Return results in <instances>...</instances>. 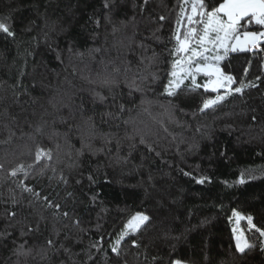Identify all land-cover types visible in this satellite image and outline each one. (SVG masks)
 <instances>
[{
	"label": "trees",
	"instance_id": "obj_1",
	"mask_svg": "<svg viewBox=\"0 0 264 264\" xmlns=\"http://www.w3.org/2000/svg\"><path fill=\"white\" fill-rule=\"evenodd\" d=\"M195 2L0 0V264H264V45L168 95Z\"/></svg>",
	"mask_w": 264,
	"mask_h": 264
},
{
	"label": "snow or ice",
	"instance_id": "obj_2",
	"mask_svg": "<svg viewBox=\"0 0 264 264\" xmlns=\"http://www.w3.org/2000/svg\"><path fill=\"white\" fill-rule=\"evenodd\" d=\"M197 6L201 9L199 15L201 17V23H203L202 33H198L195 28H190L188 32L184 35V39L181 40L180 36L177 35L176 39L179 44L177 52H190L187 58L181 57L173 65L174 70L171 75L173 77L178 76V72L175 70L177 67L180 72L184 73V78L191 77L192 84L195 87H200L196 83V74L203 72L206 76H214V80H209L204 87L207 89L209 86L215 91L218 87L222 86L225 81L230 85L233 82V77L224 76L218 67V62L222 57L220 55L209 56L205 53L210 52L212 49H224L225 52L231 51H245L249 47H257L259 42L264 40V32H254V31H244L240 32L242 26V21H246L248 24L255 23L256 25L264 26V0H224L223 3L219 4L218 7L211 11L204 10L205 6L202 0H196L192 6L193 15L197 14ZM226 17V19H223ZM188 22L191 24L193 21L192 16H188ZM0 31L7 33L9 36L13 35L9 31L8 26L4 23H0ZM195 40L199 47L189 48V42ZM231 42V43H230ZM211 45V48H209ZM199 58V59H197ZM203 61L204 63H201ZM195 64V67H193ZM182 80H170L169 86L166 87V92L168 95H174L173 87L178 88ZM247 87V85H242L234 89L236 93L242 92V89ZM225 99V96H218L215 100H208L204 104V108H208L220 101ZM39 158V154L37 156ZM15 175V172H13ZM203 183V179L198 181ZM243 181H241L242 183ZM249 223H251V217L248 218ZM148 217L137 214L132 217L128 222L127 228L132 231L139 229L140 225L147 221ZM259 231V229H258ZM126 234V233H125ZM124 235V234H122ZM264 235V232L261 233ZM119 243V241H117ZM250 247L246 242L241 244L239 238L237 240V249L241 253L245 251L246 248ZM116 251V248H113ZM174 264H181V261L177 260Z\"/></svg>",
	"mask_w": 264,
	"mask_h": 264
},
{
	"label": "rangeland",
	"instance_id": "obj_3",
	"mask_svg": "<svg viewBox=\"0 0 264 264\" xmlns=\"http://www.w3.org/2000/svg\"><path fill=\"white\" fill-rule=\"evenodd\" d=\"M224 2V0H222V2L221 3H223ZM220 3V4H221ZM192 6L193 5H191L190 7H191V9H192ZM219 6V4L218 5H216V6H214V7H212L210 10H208V11H211V10H213L214 8H216V7H218ZM192 17H193V21H194V19L195 18H198L200 21H201V17H200V15H199V12L197 11V14L196 15H193V13L191 12V14H190ZM221 16H222V18L223 19H226V17H223V15L221 14ZM190 28H195L196 30H197V32L198 33H202V30H203V23H201L200 22V25L199 26H197V27H194L193 25H189V29ZM246 31H254V32H264V26H262V27H260V28H258L257 29V31L256 30H246ZM244 31H242L241 33H243ZM263 42H259V44H258V46L257 47H249L248 49H252V48H258V47H261L262 45H264V40H262ZM189 43H193V46L191 45L190 46V48H192V47H196L197 48V50H199V47H198V45L196 44V42H195V40H192V41H190ZM231 43V42H230ZM209 48H211V45H209ZM225 51H224V49H212L210 52H207V53H205V55H209V56H215V55H220L221 57H222V59H223V56H224V53ZM190 55V52H185V54L184 55H181L180 54V56L178 57V58H175L174 59V61L172 62V68H171V71H170V75H169V81L170 80H182L183 82H185V81H189V82H191L192 83V80H191V77H188V78H184V73H182V72H180V70H179V68L177 67L175 70L178 72V76L177 77H173L172 75H171V73H172V71L174 70V68H173V65L175 64V62L178 60V59H181V57H184V58H187V56H189ZM263 57H264V52H263ZM197 59H199V58H197ZM221 60V59H220ZM219 60V61H220ZM201 63H204L203 61H201ZM219 63V62H218ZM263 63H264V58H263ZM263 66H264V64H263ZM193 67H195V64H193ZM218 67L220 68V70H221V72L224 74V76H230V75H228V73L227 72H223L222 71V69H221V67H220V64H218ZM204 73L203 72H200V73H197L196 74V83H198V82H200L201 80H199V77H198V75H203ZM215 79V77L214 76H212V77H207V79L206 78H203L202 79V82L200 83L201 85H205V84H207L208 82H209V80H214ZM232 84V83H231ZM229 85L228 84V82L227 81H225L224 83H223V85L222 86H220V87H218L217 89H216V91H215V94H212V96H210V97H208V98H206L205 100H204V103H203V106H204V104H205V102L206 101H208V100H215L218 96H225L226 95V93L229 91V90H231V89H235V88H237V87H233L232 85ZM169 86V82L165 85V90H166V87H168ZM174 88V87H173ZM209 88L210 89H212V87L211 86H209ZM232 212H231V216H232V221H233V226H232V233H233V235H234V243H235V245H236V247H237V240H238V238H239V240H240V242H241V244H243L244 242H246L247 243V239H246V233H245V231H244V229L241 227V220L244 218L246 221H249V216H247V215H245V214H242L240 211H238V210H236V209H232L231 210ZM137 214H141V215H144V216H146L144 213H139V212H136V213H134L133 215L134 216H136ZM134 216H132V217H134ZM132 217H131V219H132ZM130 219V220H131ZM251 223H252V221H251ZM127 225H128V223H127ZM127 225H126V230H125V232H127V231H130L131 229H129V228H127Z\"/></svg>",
	"mask_w": 264,
	"mask_h": 264
}]
</instances>
